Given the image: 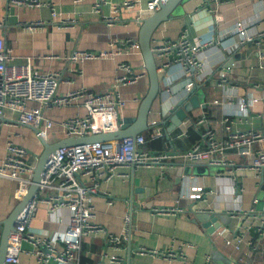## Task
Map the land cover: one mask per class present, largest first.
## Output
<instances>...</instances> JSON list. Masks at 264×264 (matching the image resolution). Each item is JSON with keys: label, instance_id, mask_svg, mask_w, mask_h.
Listing matches in <instances>:
<instances>
[{"label": "crops", "instance_id": "1", "mask_svg": "<svg viewBox=\"0 0 264 264\" xmlns=\"http://www.w3.org/2000/svg\"><path fill=\"white\" fill-rule=\"evenodd\" d=\"M40 1L42 5L28 6L0 0V37L5 40L6 47L10 49L9 53L15 60L30 58L32 66L39 70L59 71L62 78L56 88L59 95L81 86L94 91L108 90L117 73V63L128 62L140 76L132 83L119 86L125 104L118 110V117L132 121L147 91L148 75L140 48L131 47L129 44L122 45L119 40H137L141 19L151 13L145 9L147 0H133L136 2L130 7L121 6L124 0H106L99 11L92 9L93 0ZM203 1H181L176 12L154 30L150 40V44H153L162 38L176 39L182 31L194 41L211 36L217 40L216 43L203 46L199 50L202 66L189 74L192 84L186 95L173 107L185 99L190 100V95H195L193 88L203 90V102L198 99L196 104L185 110L180 123L174 124L171 130L167 127L172 116L169 114L170 110L160 115L159 127L166 141L162 148L159 147V139L151 146L154 150L171 153L162 166L154 164L134 168L119 167L117 171L125 173V176L113 175L108 180L99 178L97 191L93 194L92 220L102 224L108 231L119 233L124 224V216L128 213L129 238L121 248L115 249L107 248L102 233L83 236L77 253L79 264H107L104 252L122 255L124 260L118 264H203L205 256L210 257V264H264V228L257 230L261 216L239 219L228 213L230 210L251 206L259 212L264 210V169L257 178L246 167L235 173L236 178L233 179L223 169L222 174H218V167L205 161H184L173 156L177 150L187 149L198 137L191 122L201 108L206 112L207 119L217 130V134L224 138L225 129L220 122L224 112L232 113V127L236 129H247L264 123V65L260 66L261 52H264V35L257 36L264 31V0H209L208 4L215 15L201 7ZM48 3L59 12L58 17H51ZM107 16L117 18L107 24L103 19ZM64 17L74 18V21L62 26L60 18ZM237 19L248 22L247 31L256 39L259 37V43H234V23ZM33 20L42 22L31 29L24 26V23ZM74 49L111 50L113 53L106 57L70 62L67 55ZM221 52L224 58L219 56ZM231 57L233 64L227 68L230 71L229 81L226 85H219L218 70ZM255 83L259 86H255ZM248 92H252L257 99L246 112H241L236 109V98ZM225 96L232 97L233 103L212 102L213 99L219 100ZM28 105H36V102L29 101ZM160 106L161 100L157 95L149 108L147 124L151 119L158 118L157 110ZM43 113L54 121L47 141L55 142L65 138L58 122L76 113H86V107L79 97L62 106L45 108ZM165 117L168 118L164 123ZM15 120V115L10 111H5L1 116L0 157L5 155L6 137L11 135L16 143L28 149L26 159L35 167L43 151V140L35 135L31 126ZM131 121L128 124L131 125ZM150 130L151 126L148 124L144 132L148 133ZM189 130H193V136ZM86 134L97 133L90 131ZM147 145L148 142L143 147L153 150ZM227 157L244 165L248 160L231 149H227ZM193 184L214 190L206 194L204 200L187 198L186 209L182 213L158 214L150 210L151 205L176 203L181 195L189 192ZM15 187L14 179L0 177V221L19 202L14 197ZM47 192L49 191L45 194H50ZM254 196L258 198L257 202H253ZM207 206L212 210H195ZM65 213L64 208L52 210L50 204L39 200L27 230L36 235H54L62 228L61 219ZM212 216L217 217L219 225L208 229L211 226L205 227L203 222ZM238 226L244 228L240 229ZM241 232L243 241L238 248L225 242V236ZM250 240L252 243L248 244ZM171 244L174 249L182 251L184 258L168 259L151 253L135 252L138 246L165 249ZM21 248L17 260L6 264H37L31 251L32 245L23 240ZM48 264L61 263L51 261Z\"/></svg>", "mask_w": 264, "mask_h": 264}, {"label": "built area", "instance_id": "2", "mask_svg": "<svg viewBox=\"0 0 264 264\" xmlns=\"http://www.w3.org/2000/svg\"><path fill=\"white\" fill-rule=\"evenodd\" d=\"M15 3L38 6L40 0H10ZM106 0H93L92 9L99 11ZM167 0H147L145 9L153 12L159 4ZM204 0L201 7L215 15L213 9ZM136 1L124 0L123 7H130ZM51 17H58L59 12L48 3ZM116 16L104 17L109 24L116 20ZM74 18H60V24H71ZM40 20L24 23L31 29ZM1 23V21H0ZM59 24V25H60ZM248 22L237 19L234 23L236 41L234 43L245 44L251 41L259 43V37L264 35L261 31L257 39L247 31ZM122 45L129 44L131 47H139L137 40L125 38L119 40ZM217 40L212 36L203 40H191L185 31H182L176 39L162 38L151 44V50L155 59L156 72L158 74L159 89L157 95L161 100L160 109L157 110L156 119H151L148 124L151 130L148 132L151 138L163 136L159 127L160 115L170 110L173 105L186 95L192 80L189 74L194 69H200L202 60L198 56L203 46L212 45ZM5 40L0 37V121L5 111H10L16 117V122L31 126L35 129V135L43 141L49 138V129L54 121L43 113V110L52 106H62L76 98H82V104L86 107V113L74 114L58 122L65 137L72 135H84L93 131L95 133L113 131L120 125L118 110L124 106L125 101L119 92V86L132 83L140 76L126 61H120L116 65V75L111 88L105 91H94L81 86L70 90L65 94H57L58 82L62 79L59 71H42L34 68L30 58L15 60L9 53ZM113 51H93L86 49H74L67 55L70 62L83 61L90 58L106 57ZM209 55V54H208ZM207 55V56H208ZM224 58L223 52L219 54ZM261 65H264V52H261ZM228 66L218 70V84L226 85L229 81L230 71ZM259 86L258 83L254 84ZM257 99L248 92L236 98L237 108L246 112L250 105ZM233 98L225 96L222 99H213V103L231 104ZM36 102V105H28V102ZM203 102V101H201ZM232 113L224 112L220 122L225 129V137L217 134V130L209 123L206 112L201 108L192 118L191 125L198 133V137L190 146L181 151H176L173 156L184 161H205L218 167L217 173L231 175L250 168L258 178L264 169V123L247 129L232 127ZM185 134V131H183ZM146 141L143 132L135 135L124 136L117 140H94L74 145H61L50 152L44 163L36 193L23 205L15 218L14 228L8 235V246L5 253L4 264L17 260L21 252L22 241L32 245V254L37 264H48L51 261L61 264H79L78 251L81 238L85 235L104 234L107 248L119 249L128 240L130 233V215L124 216V224L119 233L108 231L102 224L92 220L94 216L93 194L97 191L99 178L108 180L113 175L126 174L117 171L119 167L141 165H163V162L171 153L164 150H150L143 147ZM227 149L236 154L246 157L247 164H239L227 157ZM6 153L0 157V177L14 179L16 187L14 197L20 200L27 192L31 182L34 165L27 161L28 149L16 143L11 135L6 137ZM224 167V168H223ZM259 183H257L258 185ZM52 190V192H50ZM213 188H204L202 185L193 184L189 192L181 195L176 203L166 205H151L150 210L158 214H177L185 211V201L189 199L204 200L205 195L213 192ZM46 191H49L45 194ZM40 193V197H39ZM43 200L50 204L51 209L64 208L66 213L61 219L62 228L50 235L43 233L36 235L27 230V225L36 212L37 202ZM253 202L258 198L254 196ZM111 201V200H108ZM196 211H207L205 208H195ZM234 218H255L261 216L257 230L264 228V210L259 212L254 207L228 211ZM243 229L244 226H238ZM241 233H232L225 236L227 244L238 248L243 241ZM251 240L248 244H251ZM137 253H151L168 259L184 258L182 251L176 250L173 244L165 249L148 248L138 246ZM107 264H118L124 260L117 253L104 252ZM203 264H210V257L205 256Z\"/></svg>", "mask_w": 264, "mask_h": 264}, {"label": "water", "instance_id": "3", "mask_svg": "<svg viewBox=\"0 0 264 264\" xmlns=\"http://www.w3.org/2000/svg\"><path fill=\"white\" fill-rule=\"evenodd\" d=\"M183 0H167L161 2L159 4L158 9L151 12L147 16L141 19V23L137 32V42L143 57V61L145 64V69L148 75V88L141 99L137 115L131 121V119L123 118L120 120V125L117 129L108 132H100L97 134H84V135H72L69 137H65L60 141H43V151L39 155L38 162L34 167L31 182L27 188V192L21 197L17 205L12 209V211L0 221L1 230H0V264H4V258L6 249L8 246V235L10 231L14 228L15 218L23 205L36 193L38 183L40 180L41 172L44 167V163L46 158L50 152H52L56 147L61 145H74L84 142H90L94 140H117L124 136L135 135L139 132H143L148 128L147 124V114L149 112V108L156 98L158 89H159V80L158 74L156 72V64L155 59L151 50V36L154 30L158 27V25L167 20L172 14H174L178 8V5ZM233 58H228L227 61L223 64L224 67L231 66L233 63ZM192 91L194 94L197 93L198 89L193 88ZM192 92V93H193ZM192 96V95H190ZM189 99V98H188ZM188 99L181 101L179 104L175 105L172 109H170L169 114H171L170 120L173 124L180 123L181 117H178L176 112L178 109L182 108L183 105L187 102ZM200 101H203V98H200ZM185 112V110H184ZM170 117V116H169ZM166 118V117H165ZM168 118V117H167ZM164 119V123L166 122ZM128 121H131V125L128 124ZM34 129V128H33ZM35 130V129H34ZM166 136L168 134L166 133ZM203 225L208 227V229L215 228L214 226L219 225V221L216 216H212L210 219H207L203 222Z\"/></svg>", "mask_w": 264, "mask_h": 264}, {"label": "rangeland", "instance_id": "4", "mask_svg": "<svg viewBox=\"0 0 264 264\" xmlns=\"http://www.w3.org/2000/svg\"><path fill=\"white\" fill-rule=\"evenodd\" d=\"M202 94H203V90L199 88L197 93L195 95H192L190 100H187V102L183 105V107L178 109L175 115H177L178 117L183 116L184 110L191 108L194 103L196 104L197 103L196 101L202 97ZM167 127L169 130H171L174 127V124L171 121H169Z\"/></svg>", "mask_w": 264, "mask_h": 264}, {"label": "trees", "instance_id": "5", "mask_svg": "<svg viewBox=\"0 0 264 264\" xmlns=\"http://www.w3.org/2000/svg\"><path fill=\"white\" fill-rule=\"evenodd\" d=\"M189 132H190V134L193 133L192 136L194 135L193 130H189ZM143 134L145 135V138H146L145 143L148 142V144H149V145H147V147H149V148H151V149L153 148V146H151V145H153V142L155 143L157 139H159L158 141H159V143H160V146H159L160 148L163 147V144H164L165 141H166L164 136H161L160 138H159V137H157V138H151V137L149 136V133L143 131ZM150 146H151V147H150ZM146 149H148V148H146ZM153 150H154V148H153ZM156 150H159V149H156Z\"/></svg>", "mask_w": 264, "mask_h": 264}]
</instances>
